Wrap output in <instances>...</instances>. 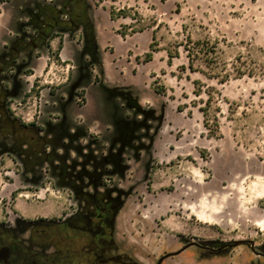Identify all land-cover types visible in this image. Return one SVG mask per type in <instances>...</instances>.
I'll return each mask as SVG.
<instances>
[{
    "label": "rangeland",
    "instance_id": "obj_1",
    "mask_svg": "<svg viewBox=\"0 0 264 264\" xmlns=\"http://www.w3.org/2000/svg\"><path fill=\"white\" fill-rule=\"evenodd\" d=\"M5 1L10 0H0V10L6 8L3 18L12 24L26 22L29 11L43 3ZM45 1L61 7L65 0ZM87 1L96 51H85L83 27L68 33L83 57L71 50L76 60L65 72L70 78L79 70L83 77L69 115L86 133L59 125L50 134L68 145L60 153L80 163L89 149L98 157L112 154L115 161L106 163L102 184L101 168L95 174L74 172L73 187L88 192L80 193L58 186L47 165L26 177L15 156L0 154V222L13 228L24 217L17 206L28 209L32 217L21 233L26 245L33 236L50 253H72L75 232L62 229V219L92 206L96 197L113 206L105 256L156 264L177 252L162 264H264V0ZM112 8L123 14L112 19ZM154 33L158 50L145 62ZM18 35L31 42L37 33L29 28ZM188 37L217 42V63L201 55L190 68L180 46L170 65L167 50L175 52ZM25 79L34 83L27 92L33 96L9 100L22 120L49 83L45 75ZM200 107L210 109L209 122L218 121V130L212 133L204 125ZM39 109L32 110L35 120ZM40 115V121L62 117L45 106ZM62 128L71 137L63 139ZM240 240L245 242L219 249ZM191 242L198 245L178 252Z\"/></svg>",
    "mask_w": 264,
    "mask_h": 264
},
{
    "label": "trees",
    "instance_id": "obj_2",
    "mask_svg": "<svg viewBox=\"0 0 264 264\" xmlns=\"http://www.w3.org/2000/svg\"><path fill=\"white\" fill-rule=\"evenodd\" d=\"M89 4L87 0H65L62 2L61 7H58L54 3H38L28 13V20L20 23V33H27L29 28H32L37 36L34 41L27 42L22 39L23 36L17 35L11 40L10 45L7 47L9 51L5 50L0 54V154H9L15 156L22 167L23 173L28 177L31 173L36 172L38 169L48 166L49 173L52 177L56 178L57 185L60 187L71 188L75 192L88 193L80 191V189L73 187L71 177L74 172L77 174H95L96 170L101 168V174L97 178L102 184L103 176L107 172L106 163L113 164L114 155L109 154L106 157H98L93 149H89L88 152L81 153L83 161L80 163L70 154L60 153V150L68 148V145L64 141L55 142V135L50 132H54L60 127L59 125L66 126L72 130L79 129L86 133L83 126L75 124L69 119H62L57 123H49L47 127L36 125L35 122L26 123L17 118L12 109L10 108L9 95L10 91L6 83L5 73L14 70V67L18 59L22 56L23 52H28L27 49H32L28 52V55H32V51L36 47H47L52 52L50 46V39L55 36L60 37V44L56 53L52 52L54 57L60 60V50L63 46V36L61 32L72 33L78 28L83 27L84 38L86 39L84 49L90 55L95 54V29L93 22L88 14ZM68 15L69 19H61L62 15ZM119 14H123L120 10L116 13L115 8L110 11L112 19L118 17ZM121 33V32H120ZM123 35V33H121ZM156 34H153V41L150 43V51L146 53L144 61L148 62L153 60L154 52L157 51L156 47ZM218 43L213 42L211 38L193 40L188 37L186 42L180 43L175 52L171 49L167 50L169 59L168 63L171 65L175 57H179V47L182 46L186 51V56L189 61V66L192 68L194 61L199 56L217 63L218 56ZM11 49V50H10ZM82 53L80 59L82 60ZM137 60H140L137 57ZM13 75V74H12ZM80 82H82V75L78 70ZM156 90L159 93H165V89L157 87ZM53 92V91H52ZM80 93H77L79 96ZM211 97V96H210ZM210 97L208 98V105H210ZM181 108V107H179ZM204 116V125L210 130L215 132L218 130V121L215 125L209 122L210 109L206 107H200ZM64 129V128H62ZM63 134V139L68 136L71 137V133L67 130H59ZM88 147V146H87ZM85 149V146L83 147ZM75 163V164H74ZM81 167V170L76 168ZM61 168V172L55 171V169ZM93 169V171H90ZM39 180L37 181V183ZM75 261L74 256H61L59 260L61 263H68L70 260ZM77 262V261H76Z\"/></svg>",
    "mask_w": 264,
    "mask_h": 264
},
{
    "label": "crops",
    "instance_id": "obj_3",
    "mask_svg": "<svg viewBox=\"0 0 264 264\" xmlns=\"http://www.w3.org/2000/svg\"><path fill=\"white\" fill-rule=\"evenodd\" d=\"M11 1L17 2L18 0L5 1L4 3ZM43 2L47 1L43 0ZM5 11V7L0 10V54L5 51L2 50V47L6 49L10 45L11 40L15 38L18 34H20L21 27L19 24L23 22L20 19L15 20L13 24L7 22L5 18H3ZM7 25L10 27L9 31L7 30ZM14 32L17 33V35L14 36ZM60 34H62L63 36V46L60 50L59 61L55 59L53 54H50L54 52L55 48L57 46L59 47L60 44V37L55 36L50 39V46L52 52L47 47H36L35 49L42 50L41 55L36 56L32 54L31 56H29L27 54L25 59L21 56L14 67L13 71H15V73L13 75L8 74V76H6L5 81L10 91L9 100L23 98L24 96L28 95L27 92H31L33 90V81H31L30 79V81L26 80L25 76L31 78L33 74H38L39 77L45 75V82H49L47 85H45V87H43L39 97H36V100L32 102L29 109L26 111L27 113H24V115L22 116L23 120L19 118L23 122H35L36 125H40L42 127H47L49 123H57L58 121L53 122L49 119H45L42 121L39 120L41 116L40 113L41 111H43V106H45V111L61 113L62 117L60 118V120L66 118L77 124L76 121L72 120V118L70 117L69 109L72 105L77 103V90L82 88L83 85L82 82H80L78 70L73 72L70 78L66 75L67 73L65 72H67L68 67L71 65V62L76 60V58L74 59L71 50L74 51L76 57L78 56V59L80 58L79 55L81 54L82 49L80 47V44L73 39L74 36H70L66 32H61ZM26 68H31L32 71L30 73H27L25 71ZM6 74L7 73H5V75ZM39 82H41V80H39ZM52 87H56L55 92L50 91ZM28 96H33V94L29 93ZM37 106L40 109L38 111L39 115L37 116V120H35L36 117L35 114H32V110H37ZM21 208L22 207L17 206V210L21 211L22 216H24L22 220L24 222H29L31 219L27 220V217L32 216H30L26 212L28 209Z\"/></svg>",
    "mask_w": 264,
    "mask_h": 264
},
{
    "label": "flooded vegetation",
    "instance_id": "obj_4",
    "mask_svg": "<svg viewBox=\"0 0 264 264\" xmlns=\"http://www.w3.org/2000/svg\"><path fill=\"white\" fill-rule=\"evenodd\" d=\"M84 210H76L73 215L62 219L60 227H71L75 234L72 253L62 251L48 252L46 245L37 239L26 245L21 233H24L25 222L18 220L13 228L0 222V264H136L121 259L120 255H106L103 251L110 246L112 223V202L105 204L96 197ZM39 233V230L36 231ZM74 256V260L61 263L59 257ZM77 261V262H76Z\"/></svg>",
    "mask_w": 264,
    "mask_h": 264
},
{
    "label": "water",
    "instance_id": "obj_5",
    "mask_svg": "<svg viewBox=\"0 0 264 264\" xmlns=\"http://www.w3.org/2000/svg\"><path fill=\"white\" fill-rule=\"evenodd\" d=\"M244 242H245V241L240 240V241H235L233 244H228V245L223 244L222 246L219 247V249H221V248H223V247H226V246H230V247H232V246H238V245H240V244H243ZM192 245H198V244H197V243H194V242H191V243L185 245V246H184L180 251H178V252H181V251H183L184 249H186L187 247L192 246ZM252 249H254L253 243H252ZM175 254H177V252H174V253L171 252V253H167V254L163 255L162 257L159 258V260L157 261L156 264H162L163 261H164L167 257H170V256L175 255Z\"/></svg>",
    "mask_w": 264,
    "mask_h": 264
}]
</instances>
